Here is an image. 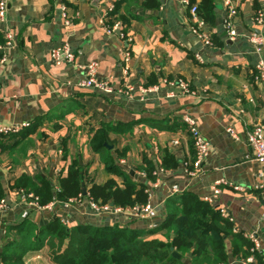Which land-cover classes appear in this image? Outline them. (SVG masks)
Returning <instances> with one entry per match:
<instances>
[{
  "label": "crops",
  "instance_id": "1",
  "mask_svg": "<svg viewBox=\"0 0 264 264\" xmlns=\"http://www.w3.org/2000/svg\"><path fill=\"white\" fill-rule=\"evenodd\" d=\"M144 1L8 0L0 35L5 39L11 31L13 43L10 49L0 50L7 56L0 65V129L29 123L30 130L26 137L11 140L8 150L0 146V183L5 191L1 201L7 205L0 210V240L7 227L27 222L43 227L55 218L69 228L118 224L147 233L164 221L171 199L190 194L220 213L225 211L245 238L256 237L264 257V164L254 159L248 142L249 133L264 125V81L257 79L256 67L264 61V50L257 53L248 40L251 33L264 37V23L255 22L257 13L264 17V0H231L236 11L233 24L240 35L235 41L225 29L230 8L225 0H213V22L206 23L210 46L192 33L190 8L183 0H155L156 6ZM110 7L114 10L107 25L121 24L114 33L101 25ZM64 43L71 47L75 61L56 66L51 52ZM91 63L98 64V76L111 78L116 89L134 88V99L81 88L85 67ZM177 79L185 81L192 94L168 84ZM141 88L153 90L142 93ZM185 117L196 120L211 144L195 176L189 173L194 145ZM102 141L124 172L147 183L155 219L91 210L86 195L93 183L109 179L123 183L97 153ZM146 161L156 165L152 178L140 170ZM75 163L82 168L86 195L70 205L54 201L39 209L12 189L23 175L34 180L42 177L58 189L60 179ZM218 182L221 193L214 198ZM164 234L148 233L146 238ZM24 264L53 263L44 248L28 253ZM229 264L246 263L230 257Z\"/></svg>",
  "mask_w": 264,
  "mask_h": 264
},
{
  "label": "trees",
  "instance_id": "2",
  "mask_svg": "<svg viewBox=\"0 0 264 264\" xmlns=\"http://www.w3.org/2000/svg\"><path fill=\"white\" fill-rule=\"evenodd\" d=\"M189 2L193 5L196 0ZM144 3L147 6L157 5L155 0H145ZM212 9L213 0H202L198 5L199 16L207 24L213 22ZM3 44L5 39L0 35V45ZM28 128L17 134L0 135L2 149L8 150L7 144L11 140L29 135ZM193 150L194 163V146ZM96 151L103 158L107 170L122 178L123 183L120 185L115 179H109L104 184L93 183L87 190L88 199L123 208L141 206L150 201L147 183L138 182L124 172L118 161L106 153L103 141ZM146 162V167H140V170L152 178L156 165ZM83 180L82 168L75 163L60 179L58 189L47 179L39 177L34 180L26 175L18 178L12 189L24 196L33 194L44 207L54 201L67 203L80 196L84 198ZM4 198L5 191L0 183V201ZM166 213L164 221L147 233L118 224L95 229L84 226L69 228L58 218L43 227L28 222L10 226L0 240V262L24 264L28 253L47 248L53 264H229L230 257H240L243 261L252 258L254 262L251 264H264V257L250 239L237 232L234 224L223 218L218 210L194 195H185L178 201L171 199ZM160 232L165 234L146 238L148 233ZM173 252L180 258L174 257Z\"/></svg>",
  "mask_w": 264,
  "mask_h": 264
},
{
  "label": "built area",
  "instance_id": "3",
  "mask_svg": "<svg viewBox=\"0 0 264 264\" xmlns=\"http://www.w3.org/2000/svg\"><path fill=\"white\" fill-rule=\"evenodd\" d=\"M183 3L190 8L191 13V31L192 33L198 37L199 39L203 40L206 46L212 45L210 35L206 30L207 24L206 22L199 16V10L197 5H191L189 0H183ZM225 3L228 8H230V12L228 13V17L225 21V29L228 35V38L232 41H235L240 37V35L235 30L233 24V17L236 15L235 9L231 6V0H225ZM7 8H8V0H0V23L6 22V15H7ZM114 8L110 7L109 10L105 13L101 20V25L107 28L108 33H114L118 31L121 24L119 22L114 21L111 26H108L107 23L111 20V13L113 12ZM63 12V17L65 18L66 25L70 26L72 24L71 18L67 15V11L63 6L61 8ZM255 22L259 25L264 23L263 13H257L255 17ZM6 42L4 45L0 46V50L2 52L11 48L13 43V35L11 31H7L5 33ZM248 40L254 47L257 53H262L264 50V37L261 35L251 33L248 34ZM6 55L3 54L0 57V65L6 60ZM51 59L56 66L62 65H71L75 61V54L72 51L69 44L64 43L60 47L54 48L51 52ZM130 60V54H125V61L128 62ZM257 70L259 72V76L257 77L258 80L264 81V61L261 59L257 64ZM86 71V78L80 82L79 86L83 89L94 90L97 92H101L104 94H111L117 93L120 95H124L129 99H134L135 89L132 87L129 88H120L116 89L112 85V79H102L98 76V64L91 63L87 67H85ZM126 74L128 73V69H126ZM170 85L178 87L183 94H192V91L189 85L183 81L182 79H177L175 81H171L168 83ZM142 93L152 91L153 88H141ZM184 122L187 124V130L189 135L193 141V145L195 148V161L193 163V169L189 171L190 175L195 176L198 175L200 168L202 167L204 161L210 154L211 144L210 142L205 139L199 130L198 124L196 120L185 117ZM30 126L29 123H25L22 125H11L5 126L0 129V135L8 136L10 134H17L20 133L22 130L27 129ZM228 132L232 135L233 138H237V135L234 133L232 129H228ZM248 142L254 152V159L259 163L264 164V125H257L252 132L248 135ZM144 175V174H142ZM222 185L221 182H218L213 187L214 198H217L218 195L221 193L220 186ZM232 188L236 191H243V189L238 185H232ZM174 192H178V189L175 188ZM150 195V194H149ZM24 196V195H23ZM25 199L30 200L28 205L36 207V208H43L40 206L38 202V198L35 197L33 194H29L28 196H24ZM82 196L77 199H72L67 202V205H70L73 201L81 200ZM88 199V198H87ZM209 202L213 201V198L207 199ZM90 208L93 212L97 214H125L130 218L139 219V220H153L157 217L156 209L151 205L150 202L141 206H133V207H115L112 204H100L96 203L90 199H88ZM5 201L0 202V210L6 208ZM221 215L223 218L228 219L230 222L233 223V220L225 213V211H221ZM251 241L254 243L255 249H259V242L256 237L251 235L249 237ZM254 260L252 258L247 259L245 261L246 264L253 263Z\"/></svg>",
  "mask_w": 264,
  "mask_h": 264
},
{
  "label": "water",
  "instance_id": "4",
  "mask_svg": "<svg viewBox=\"0 0 264 264\" xmlns=\"http://www.w3.org/2000/svg\"><path fill=\"white\" fill-rule=\"evenodd\" d=\"M83 194L86 195V190L85 188H83ZM173 250V249H172ZM173 256L176 257V258H180V256L176 253V252H173ZM192 255H190L191 257Z\"/></svg>",
  "mask_w": 264,
  "mask_h": 264
}]
</instances>
